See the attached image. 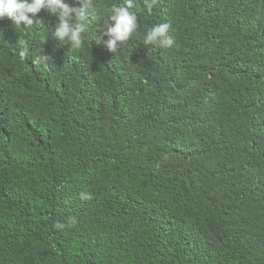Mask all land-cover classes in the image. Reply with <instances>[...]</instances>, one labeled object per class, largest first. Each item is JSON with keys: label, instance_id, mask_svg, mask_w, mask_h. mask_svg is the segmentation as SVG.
I'll return each instance as SVG.
<instances>
[{"label": "trees", "instance_id": "16d2710c", "mask_svg": "<svg viewBox=\"0 0 264 264\" xmlns=\"http://www.w3.org/2000/svg\"><path fill=\"white\" fill-rule=\"evenodd\" d=\"M123 2L77 50L0 19V264H264V0H133L113 53Z\"/></svg>", "mask_w": 264, "mask_h": 264}, {"label": "clouds", "instance_id": "9594fccd", "mask_svg": "<svg viewBox=\"0 0 264 264\" xmlns=\"http://www.w3.org/2000/svg\"><path fill=\"white\" fill-rule=\"evenodd\" d=\"M144 6L149 13L153 8L158 7L160 0H143ZM93 0H80L78 5L70 4L68 0H0V19L5 17L13 20L18 27L28 28L36 24H41L40 20L34 19L43 9L58 18L51 36L60 42L68 44L72 50L80 49L85 41V34L89 32L92 24ZM107 20L103 24L101 35L96 37L98 43L104 36L108 39L104 41L106 48L113 53L136 32L139 28L137 13L134 10L133 0H124L122 4H112L106 7ZM171 25L164 22L150 27L144 34L142 42L155 48H170L173 40L169 35ZM47 36L43 38V41ZM30 47L28 41H24L19 46L18 55L27 59ZM50 56L40 52L38 59L47 61ZM82 200L92 198L86 191L80 193ZM76 218L72 217L71 224H75ZM55 228L62 229L63 224H55Z\"/></svg>", "mask_w": 264, "mask_h": 264}]
</instances>
